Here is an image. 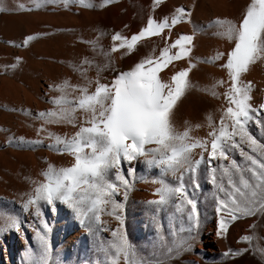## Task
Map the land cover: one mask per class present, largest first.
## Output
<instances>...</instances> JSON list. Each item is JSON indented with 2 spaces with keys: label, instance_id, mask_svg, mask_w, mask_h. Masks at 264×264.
I'll list each match as a JSON object with an SVG mask.
<instances>
[{
  "label": "rangeland",
  "instance_id": "374dc122",
  "mask_svg": "<svg viewBox=\"0 0 264 264\" xmlns=\"http://www.w3.org/2000/svg\"><path fill=\"white\" fill-rule=\"evenodd\" d=\"M163 1L153 9L152 0H111L103 6L101 0H85V5L78 0H0V224L4 222L5 215H18L21 223L19 230L12 228L0 233V264H7V251H11L9 264H109L101 244L112 239L111 230L117 227L118 222L112 216L102 214L101 220L106 224L94 236L59 202L55 209L41 205L43 219L49 228L50 246L47 256H41L38 241L34 240V230L40 227L39 220L21 210L22 194L32 187L28 178L43 180L40 172L48 164L70 166L72 157L66 151L60 150L59 146L49 147L54 141L49 138L48 132L61 137L71 136L81 124L82 113L76 111L75 126L64 122L45 124L36 118V113L55 107L50 100L59 93L49 85L54 86L63 80H68L71 85L91 81L88 89L93 91L97 79L100 83H110L118 72L129 70L142 57L149 54L158 56L159 49L164 46L162 35L142 39L131 53L123 49L115 52L109 50L114 43L111 36L116 32L130 37L146 25L149 14L154 19L164 16ZM178 1L182 5L178 3L174 9L182 6L191 14L185 10L190 14L188 20L174 25L170 33L177 38L180 34L192 35V46L190 59L173 61L168 67L176 63L173 72L188 67L189 62L193 67L188 72L191 87L178 100L173 122L180 130L187 122L191 127L190 135L204 139L211 131L206 118L211 115L215 124L223 108L228 106L223 93L230 84L229 77L224 79L220 76L216 60L208 59L215 55L216 39L222 40L223 37L215 34V26H210L213 20L206 23L198 20L202 17L198 9L202 0H196L193 8L188 7L190 0ZM249 2L244 0L243 7ZM234 4L235 1L231 0L228 6ZM168 8L171 14L174 9ZM3 15L12 17L6 19ZM197 16L199 18H195ZM27 36L33 39L25 44L23 41ZM84 58L92 61L91 65H82L87 80L74 69ZM12 65L14 67H10ZM98 66H102L99 74ZM257 79L260 81L257 82ZM218 80L223 83L217 85ZM241 80L252 83L250 103L258 108L264 103V90L261 88L264 60L250 65L249 70L241 75ZM66 91L70 98L79 95L78 89L68 88ZM84 119H87L86 114ZM260 120L264 123V111L260 114ZM41 125L43 130L38 134L37 129ZM248 131L260 143H264V127L253 121L248 124ZM20 138H23V142ZM36 139L41 143H27ZM242 147L248 151L246 144ZM199 153V149L193 150L197 158ZM230 158L237 163L243 159L238 151H233ZM143 159L141 157L131 165H122L124 172L130 166L134 170L133 189L124 202L122 231L133 245L137 260L144 259L147 264H264L259 255L251 251L238 256L222 255L229 249L248 248V242L232 241L231 232L238 225L258 218V233L261 234L264 231V215L231 221L225 234L216 235L215 197L222 198L223 193L218 192L217 186L212 183L206 153L197 166L195 183H192L188 173L184 176L187 196L197 202L199 231L190 250L169 253L168 249L174 248L176 242L187 235L190 206L181 205L178 210L175 199L164 205L148 203L158 199L155 190L160 187L161 179L168 184H175L176 179L171 175H162L158 167H149L143 163ZM220 163L218 159L213 160L211 167L218 168ZM223 163L227 164V161ZM219 183L217 172V185ZM142 188L152 191L150 196L143 197L146 199L139 193ZM117 198L123 199L122 195ZM211 237L214 238L212 243L208 242ZM251 243L264 248V236ZM117 264H124L123 257Z\"/></svg>",
  "mask_w": 264,
  "mask_h": 264
},
{
  "label": "snow or ice",
  "instance_id": "6c2138e0",
  "mask_svg": "<svg viewBox=\"0 0 264 264\" xmlns=\"http://www.w3.org/2000/svg\"><path fill=\"white\" fill-rule=\"evenodd\" d=\"M78 2L85 5V0ZM110 2L101 0V6ZM160 3L161 0H152V8ZM19 7L23 8V5ZM188 16L183 7H176L170 15L155 19L149 14L146 25L130 37L119 32L113 34L111 40L114 43L109 51L123 49L131 53L142 39L161 36L166 29L171 32L174 25L187 21ZM210 26L217 28L216 35L231 42L230 49L217 51L208 58L210 61L223 58L219 66L227 71L230 84L223 93L228 106L223 108L215 124L211 115L206 118L211 131L204 139L190 135L191 127L187 122L183 130L173 122L178 100L191 87L188 72L193 67L192 63L173 72L167 80L159 75L173 61L190 59L192 35L180 34L171 43H168L166 35L163 36L164 46L159 49L158 56L149 54L142 57L129 70L118 72L110 83H100L97 79L93 91L88 89L91 81L71 85L68 80H63L54 86L49 85L59 93L50 100L55 107L36 113L37 119L45 124L64 122L75 126L76 111L79 110L82 116L78 130L71 136L61 137L48 132L49 138L54 141L49 147L59 146L60 150L66 151L72 157L70 166L48 164L40 172L43 180L28 178L32 187L22 194L21 210L39 220L40 227L34 230V240L38 241L42 257L47 256L50 246L49 228L43 219L41 205L55 209L59 202L94 236L106 224L101 220L102 214L112 216L118 222L117 227L111 230L112 239L101 244L109 264H117L121 257L124 264H147L144 259L135 258L136 251L122 231L124 202L133 189L134 179L133 168L130 166L124 172L122 165H131L141 157L149 167L156 166L162 175H171L176 179L175 184L161 179L160 187L155 190L158 199L148 203L164 205L175 199L178 210L181 205L190 206L187 235L179 239L174 248H169V253L190 250L199 231L197 202L187 196L184 176L188 173L192 183H195L197 166L203 161L205 153L212 183L217 186L218 192L223 193L222 198L215 197L216 235L225 234L231 221L264 215V143L248 131V124L253 121L264 127L260 120L264 103L258 108L253 107L250 103L252 83L241 80V75L249 70L250 65L264 60V0H250L238 22L226 17L216 18ZM31 39L32 36H27L23 43L27 44ZM84 64L91 65L92 61L84 58L74 69L87 80L84 75L86 70L82 67ZM100 67H97L98 74ZM221 83L216 81L217 85ZM68 88L78 89L79 95L70 98L66 91ZM41 130L43 125L37 133ZM20 139L23 142V138ZM27 143L36 145L41 140H29ZM245 144L248 151L242 147ZM194 149L200 150L198 158L193 155ZM233 151H238L243 158L240 163L230 158ZM217 159L221 162L219 167L212 168L211 161ZM121 195L122 200L117 198ZM254 227L255 223L249 225V228ZM12 228H21L19 216L5 215L0 233ZM253 239V235L240 236V241L248 242V248L229 249L222 255L238 256L251 251L264 261V248L253 246Z\"/></svg>",
  "mask_w": 264,
  "mask_h": 264
},
{
  "label": "bare ground",
  "instance_id": "6f19581e",
  "mask_svg": "<svg viewBox=\"0 0 264 264\" xmlns=\"http://www.w3.org/2000/svg\"><path fill=\"white\" fill-rule=\"evenodd\" d=\"M231 0H202V2H201V6L200 5H198L200 8H198L199 10H200V13H201V15H202V17H201V19H198V20H200V22L202 21V22H208V21H211V20H214V19H216V18H228V19H230V20H233V21H236V22H238L239 21V19L241 18V13H242V11L244 10V7H243V4H242V2H244V0H233V1H235V4L233 5V6H231V7H229L228 6V4H229V2H230ZM178 3H180L179 5H182L181 4V1L179 2L178 0H164L163 2H162V5H163V8L165 9V11H164V9H163V13H162V15H170V8H168V7H172L173 9H174V6H176ZM196 0H190V2L188 3V7H194L196 4ZM184 4V3H183ZM195 4V5H194ZM232 4V3H231ZM180 7V6H179ZM182 7V6H181ZM173 9H172V11H173ZM197 9V10H198ZM186 10V9H185ZM193 10V9H192ZM191 10V11H192ZM195 10V9H194ZM193 10V11H194ZM186 11H188V10H186ZM189 12V11H188ZM197 12V11H196ZM195 12V13H196ZM190 14H191V12H189ZM189 14V15H190ZM197 14H199V13H197ZM196 14V15H197ZM200 15V14H199ZM198 15V16H199ZM195 17V18H199V17ZM10 17H12L11 15L10 16H5V15H3V18H10ZM196 22H197V20H196ZM200 24V23H199ZM201 26V25H200ZM204 25H202V27H203ZM217 29V28H216ZM175 31V30H174ZM173 31V32H174ZM176 33V32H175ZM178 33V32H177ZM176 33V34H177ZM162 36L161 37H163V36H167L168 37V43H171V41L172 40H174V39H176L177 37H175V36H173V34H171L167 29L164 31V33H162L161 34ZM178 35H179V33H178ZM177 35V36H178ZM160 37V36H159ZM163 43V42H162ZM216 45H215V47H214V53H216L217 51H220V52H225L226 50H228V49H230V47H231V42L230 41H228L227 39H225V38H223L222 40H217L216 39ZM164 45V44H163ZM211 50H213V49H211ZM210 50V51H211ZM211 53H212V51H211ZM213 55V54H212ZM209 56V55H208ZM222 59L223 58H221V60H216V62H215V64H216V68H217V71H218V74L220 75V76H222V77H224V79H225V77L227 76L228 77V75H227V71L225 70V69H222L219 65H220V63L222 62ZM176 61V60H175ZM173 64V63H172ZM173 66H176V63L173 65ZM173 66H170V68L169 67H167V68H165V69H162V71H161V73L159 74L160 76H161V78L162 79H164V80H167L170 76H171V74L173 73V71H174V69H173ZM177 67V66H176ZM256 73V72H255ZM258 75V74H257ZM260 75V74H259ZM254 76V75H253ZM255 76H256V74H255ZM251 78H252V76H251ZM254 78V77H253ZM257 78V77H256ZM255 78V79H256ZM259 78V77H258ZM260 79V78H259ZM260 81V80H259ZM258 81V79H257V82H259ZM262 81V80H261ZM263 84H264V80H263V82H262ZM262 83H261V88L264 90V85H262ZM198 133L200 134V131L198 130ZM207 133V132H206ZM197 134V133H196ZM139 193H140V195L142 196V198L143 197H148V196H150L151 194H152V191H150V189L149 188H142L140 191H139ZM146 198H143V199H146ZM253 223H255V227L254 228H249V225H251V224H253ZM259 224H260V222H259V219L258 218H256V219H253L251 222H247V223H242L241 225H238L237 226V228L234 230V231H232L231 232V235H230V239L232 240V241H234L235 239H238L239 240V238H240V236H242V235H244V233L245 234H251V235H253L254 236V239L253 240H256V241H259L260 239H261V237L262 236H264V231L263 232H261V234H259L258 233V230H259ZM263 228H264V225H263ZM248 231H250V232H248ZM208 236H210V234L208 235ZM261 236V237H260ZM215 237V236H214ZM213 237H211V239H209V241L208 242H210V243H212L213 242ZM10 253H11V251L10 252H8L7 251V253H6V260H7V264H9L10 263V260H9V256H10ZM217 264H222V262H219V263H217Z\"/></svg>",
  "mask_w": 264,
  "mask_h": 264
}]
</instances>
